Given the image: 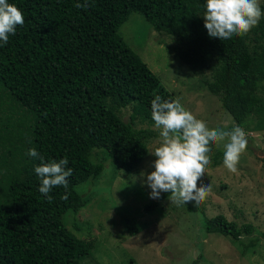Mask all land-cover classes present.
I'll return each mask as SVG.
<instances>
[{
  "label": "trees",
  "instance_id": "1",
  "mask_svg": "<svg viewBox=\"0 0 264 264\" xmlns=\"http://www.w3.org/2000/svg\"><path fill=\"white\" fill-rule=\"evenodd\" d=\"M8 2L22 11L24 24L7 44L0 42V126L8 140L26 145L0 169V264H82L93 240L75 235L64 216L87 203L76 185L103 171L102 163L91 160L92 149L104 148L117 169L130 172L157 137L156 130L135 128L115 110L134 101L138 113L153 121L155 96L176 100L119 34L131 12L176 37L179 58L194 74H203L202 84L219 97L234 124L246 125L249 115L264 113V15L247 35L221 41L204 27L205 0ZM77 3L87 6L77 8ZM30 148L44 163L67 158L64 167L72 169L67 190L60 186L49 193L51 203L38 191L34 168L41 160L27 155ZM213 163L218 165L219 156ZM169 196L162 192L143 210L152 211ZM135 216H122L129 235L142 228ZM200 221L204 233L232 242L253 233L252 224L239 225L223 214ZM250 244L254 240L244 244V251Z\"/></svg>",
  "mask_w": 264,
  "mask_h": 264
},
{
  "label": "rangeland",
  "instance_id": "2",
  "mask_svg": "<svg viewBox=\"0 0 264 264\" xmlns=\"http://www.w3.org/2000/svg\"><path fill=\"white\" fill-rule=\"evenodd\" d=\"M263 2L259 0L260 8ZM261 11L264 13V9ZM203 13L200 16L204 21ZM118 32L170 94L209 129L231 130L238 126L219 97L202 84L203 74H194L179 58L180 44L175 36L155 30L138 12H131ZM261 96L264 98V94ZM115 110L135 128L156 130L157 137L147 145L146 156L130 172L117 169L104 148L92 149L91 160L102 163L103 171L76 185L87 203L76 214L68 211L64 216L75 235L93 240L91 253L82 264H264V113L249 115L246 125L239 126L245 133L247 147L235 172L223 164V146L217 148L210 143V164L198 181V187L209 185L202 203L177 205L166 198L146 212L143 207L156 200L150 198L146 174L153 170L155 157L151 152L162 141L161 129L138 113L137 102ZM7 133L0 126V169L4 168L5 159L13 157L15 149H25L26 145L25 140L23 145L19 140H8ZM214 156H219L218 165L213 163ZM125 214L136 215L135 221L142 226L137 234H127L122 220ZM217 214L239 225L252 224L253 233L243 235L242 242H232L218 233H204L200 220ZM253 240L254 245L244 251V244ZM194 250L198 251L195 259Z\"/></svg>",
  "mask_w": 264,
  "mask_h": 264
},
{
  "label": "clouds",
  "instance_id": "3",
  "mask_svg": "<svg viewBox=\"0 0 264 264\" xmlns=\"http://www.w3.org/2000/svg\"><path fill=\"white\" fill-rule=\"evenodd\" d=\"M86 4L77 3L83 8ZM262 15L259 0H205L204 27L209 37L227 40L233 36H245L258 25ZM24 24L22 11L8 0H0V42L7 44L9 35H14L16 27ZM151 116L155 126L161 129L162 141L151 155L153 170L146 174V183L150 187V198L158 199L161 192H168V199L177 205L194 202L202 203L209 191V185H200L206 168L210 164V143L217 148L223 146V164L235 172L241 154L246 150L247 140L239 126L231 130L223 128L209 129L205 122L197 119L186 110L179 99L162 101L159 95L151 101ZM32 158H39L41 164L34 168L40 177L38 191L52 202L49 195L54 187L68 188V178L72 169H65L67 158L44 163V157L35 148L27 153ZM65 191L63 199H67ZM198 251L192 253L193 259Z\"/></svg>",
  "mask_w": 264,
  "mask_h": 264
}]
</instances>
